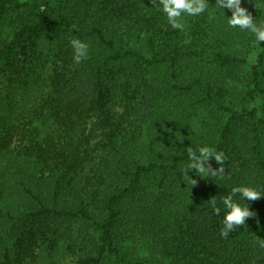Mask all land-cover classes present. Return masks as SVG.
<instances>
[{"label":"trees","instance_id":"trees-1","mask_svg":"<svg viewBox=\"0 0 264 264\" xmlns=\"http://www.w3.org/2000/svg\"><path fill=\"white\" fill-rule=\"evenodd\" d=\"M206 3L180 31L158 0H0V74L32 79L0 98V264H58L62 239L76 264H264V42ZM204 146L223 179L183 175ZM240 186L262 196L224 239Z\"/></svg>","mask_w":264,"mask_h":264},{"label":"clouds","instance_id":"clouds-1","mask_svg":"<svg viewBox=\"0 0 264 264\" xmlns=\"http://www.w3.org/2000/svg\"><path fill=\"white\" fill-rule=\"evenodd\" d=\"M155 3V0H154ZM216 7L220 9H228L231 16L228 19V24L232 28H239L241 31H250L255 36L257 43L264 42V25L257 26L252 14L245 7H241V0H216ZM158 6L166 15L168 23L173 29L180 31L185 30V24L182 22V14L188 16H198L202 14L206 8V0H158ZM70 44L74 50V61L79 64L83 59L87 58L88 45L78 39H72ZM187 155L191 161L187 165V169L182 170L183 175H188L189 170H195L200 173V177L207 173L211 177H219L223 179L227 174L225 172V163L227 157L223 152H218L208 146L200 147L194 151L191 147L186 148ZM215 160L219 165L218 168H213L210 161ZM193 185L196 180L192 179ZM239 195L241 199L255 201L261 198V194L250 187L240 186L233 187L232 192L222 196L220 203L224 206L225 214L223 216V227L220 230L221 238L226 239L230 232L235 228L243 226L248 218H252L254 213L249 208L241 207L240 204L234 202V197ZM215 214H221V208L217 206V200L212 197L208 200ZM260 247L264 248V241L260 242Z\"/></svg>","mask_w":264,"mask_h":264},{"label":"rangeland","instance_id":"rangeland-1","mask_svg":"<svg viewBox=\"0 0 264 264\" xmlns=\"http://www.w3.org/2000/svg\"><path fill=\"white\" fill-rule=\"evenodd\" d=\"M47 44L48 39L43 41L37 50H43ZM30 82H32V79H27L26 74L19 71H13L12 73H9V75L0 74V98L6 96L10 91L13 96V100L21 102L28 90L26 84H29ZM60 242V254H58L55 258L58 264H76V256L71 251L67 250V241L62 239ZM127 246L131 248L144 249L142 244L135 246L132 241L131 243H127Z\"/></svg>","mask_w":264,"mask_h":264}]
</instances>
